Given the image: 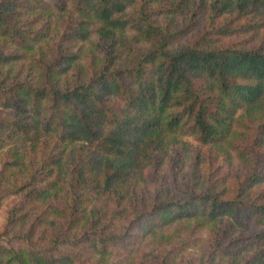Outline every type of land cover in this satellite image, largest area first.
I'll list each match as a JSON object with an SVG mask.
<instances>
[{"label":"trees","instance_id":"trees-1","mask_svg":"<svg viewBox=\"0 0 264 264\" xmlns=\"http://www.w3.org/2000/svg\"><path fill=\"white\" fill-rule=\"evenodd\" d=\"M22 1L0 0V41L15 50L0 54V173L4 176L7 171L5 178L27 172L28 154L39 149V155L46 147L45 138L53 140L55 152L38 165L48 168L46 176L64 160L68 165L75 160V187L69 192L74 196L75 191V201L77 190L128 196L129 181L138 180L153 152L163 151L175 136H192L199 144L211 146L214 155H225L230 147L242 162L250 161V152L260 161L264 37L252 48L238 42L218 46L207 37L190 46L174 45L182 30L173 29L169 19L161 23L156 15H167L180 2L171 8L163 0H146L144 5H134V0ZM234 1L240 13L258 19L247 24V30L264 26V0ZM212 2L222 10L232 0ZM145 4H154L158 13ZM59 21L65 32L58 42H71L62 50L52 46ZM216 33L231 31L224 28ZM91 36L98 39L104 54L88 50L93 71L87 76L90 71L81 64L75 71L76 58L83 55L81 46L74 51L71 47ZM140 42L145 48L138 53ZM21 58L27 71L24 78L19 77L22 70L13 74L12 65ZM32 70L38 74L28 79ZM108 96L124 100L126 107L112 112L106 106ZM240 142L249 147L233 146ZM263 182L264 163H260L236 187L234 200H220L225 192L220 188L184 203L157 202L152 217L159 226L203 215L208 220L218 215L236 219L234 213L242 202L238 197H246ZM51 184L56 185V180ZM45 192L39 191L37 198ZM76 203L80 223L88 215L82 200ZM243 204L251 209L254 222L264 227V204ZM107 239L98 238V253H106ZM252 261L256 264V258ZM0 264L73 263L68 256H48L28 245H0Z\"/></svg>","mask_w":264,"mask_h":264},{"label":"rangeland","instance_id":"rangeland-1","mask_svg":"<svg viewBox=\"0 0 264 264\" xmlns=\"http://www.w3.org/2000/svg\"><path fill=\"white\" fill-rule=\"evenodd\" d=\"M145 1L134 0L133 3L144 5ZM163 1L162 4H171V8L180 3L167 15L158 13L154 4L145 6L151 8L153 5L151 9L158 13L156 16L161 23L169 19L173 29L182 30L174 45L190 46L207 37L218 46L238 42L252 48L264 37V26L247 30V24L258 22V19L251 13H240L234 0L222 10L219 5L212 6L213 0ZM224 28L231 34L216 33ZM57 29L52 36V46L62 50L71 42H58L60 34L65 32L62 21ZM78 46L83 55L76 58L75 71L81 64L90 71L87 76H92L91 57L87 52L91 49L102 56L104 50L94 36L82 44L76 42L71 50ZM136 48L140 53L145 44L140 42ZM14 52L9 43L0 41V54ZM12 67L13 74L22 70L19 77L24 78L27 71L23 58ZM30 74L28 79L38 72L32 70ZM106 106L118 112L126 103L108 96ZM44 140L46 147L39 155V149L28 154L27 172L10 179L5 178L7 171L4 176L0 173V245L14 248L28 245L48 256H68L73 264H252L253 258L256 264H264V238H260L264 227L254 222L251 209L243 204H264V182L251 188L246 197H238L242 202L234 213L236 219L218 215L208 220L203 215L159 226L151 212L157 202L184 203L192 196L220 188L225 190L220 200H234L236 187L253 166L264 163V154L259 156L258 162L257 156L250 152V161L242 162L230 147L225 155H214L211 146L199 144L192 136H175L163 151L153 152L138 180L129 181L128 196L117 198L95 194L92 190H77L75 201V191L74 196L69 194L75 187L72 175L75 160L69 165L64 160L58 168L52 167L51 175L48 171L45 176L48 168L38 163L41 158L49 159L55 150L52 139ZM233 146L249 147L245 142ZM51 180H56L57 184L52 185ZM43 189L46 190L43 198H37ZM81 200L88 219L79 223L76 220L81 210L76 202ZM101 236L108 238L106 253H98L96 243Z\"/></svg>","mask_w":264,"mask_h":264}]
</instances>
